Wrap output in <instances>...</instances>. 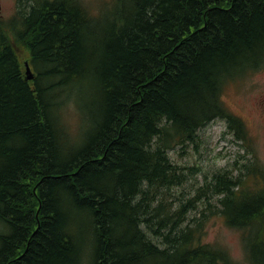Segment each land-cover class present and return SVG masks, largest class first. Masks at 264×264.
Here are the masks:
<instances>
[{
	"label": "trees",
	"instance_id": "obj_1",
	"mask_svg": "<svg viewBox=\"0 0 264 264\" xmlns=\"http://www.w3.org/2000/svg\"><path fill=\"white\" fill-rule=\"evenodd\" d=\"M17 4L0 19V264H236L200 244V230L180 229L188 205L171 214L162 193L188 176L170 152L209 122L247 136L222 93L264 68V0ZM259 174L224 168L205 186L209 204L223 196L227 224L245 229L252 264H264Z\"/></svg>",
	"mask_w": 264,
	"mask_h": 264
},
{
	"label": "rangeland",
	"instance_id": "obj_2",
	"mask_svg": "<svg viewBox=\"0 0 264 264\" xmlns=\"http://www.w3.org/2000/svg\"><path fill=\"white\" fill-rule=\"evenodd\" d=\"M108 1L86 0V3L93 12H97ZM17 5V0H0V19H12L17 12ZM17 54L27 76L25 62L30 61V54L23 46L17 48ZM222 100L228 112L244 123L247 136L239 138L234 131L236 129L222 118L199 129L196 142L187 145L185 150L177 148L170 152L176 164L187 168L185 171L188 176L184 184L163 192L162 198L171 214L181 212L188 205L179 228L200 230V244L226 250L236 264H252L246 248L245 229H236L227 224L221 216L219 204L223 196L213 194L214 205L209 204V189L205 186L211 183L214 172L220 169L233 168L235 174L239 170L244 174L252 172L255 167L264 171V68L241 80L227 83ZM67 122L71 136H78L80 122L77 114L68 113ZM253 176L247 179L252 189L257 187ZM262 177L255 176L260 187L264 186ZM194 201L197 202L192 208ZM150 237L157 242L160 239Z\"/></svg>",
	"mask_w": 264,
	"mask_h": 264
},
{
	"label": "water",
	"instance_id": "obj_3",
	"mask_svg": "<svg viewBox=\"0 0 264 264\" xmlns=\"http://www.w3.org/2000/svg\"><path fill=\"white\" fill-rule=\"evenodd\" d=\"M26 75V79L28 81L34 80L35 78V74L33 73L29 63H26Z\"/></svg>",
	"mask_w": 264,
	"mask_h": 264
}]
</instances>
